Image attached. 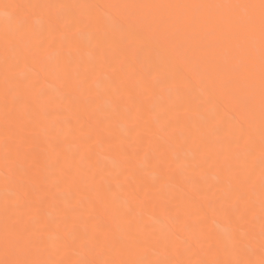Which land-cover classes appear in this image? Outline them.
<instances>
[{
    "label": "bare ground",
    "instance_id": "bare-ground-1",
    "mask_svg": "<svg viewBox=\"0 0 264 264\" xmlns=\"http://www.w3.org/2000/svg\"><path fill=\"white\" fill-rule=\"evenodd\" d=\"M249 2L258 3L259 0H0V234L5 222V188L14 190L18 179H10L7 183L5 180L3 43L12 22L4 4L99 6L57 9L62 22L52 26L46 12L38 11L32 16L40 38L31 41L27 49L21 47L19 54L22 63L26 62L29 67L27 80L35 87L25 90L20 77L10 79L7 100L8 108L22 116L25 123L35 121L28 127L39 139L36 153L41 160V178L59 184L60 207L67 201L69 218L75 211L81 221V234L87 233L89 237L87 242L54 254L52 258L73 262L106 259L118 264L121 260L160 258L155 251L145 252L120 242L126 241L129 231L135 230L138 224H151L153 213L160 215L162 199L168 201L170 208L188 214L196 232L209 237L231 228L225 216L209 210L210 203L220 202L224 196L221 189H226L229 184L233 193L245 197L242 206L247 203L258 218L262 170L258 90L256 131L252 141L244 144L237 126L247 127L245 116L213 83L214 74H210L205 64L191 52L177 57L162 51L154 34L137 23L141 17L175 16L186 10L110 6ZM200 11L206 14L215 10ZM73 22H79V26L72 28ZM156 66H159V72L155 71ZM164 79L167 83H158ZM114 81L126 89L120 98V114H116L114 107L111 88ZM178 91L190 95L184 94L178 99ZM41 92L45 95L40 100L39 115L25 114L21 105L15 103L18 93L34 97ZM68 95L77 101L79 122L72 111H64L63 115H43L44 112L62 111L49 105V98L64 101ZM130 97L135 100V105ZM129 112L130 115H125ZM214 117L224 121L225 131L219 135L213 134L204 123ZM96 121H103L95 131L104 146L92 153L83 144L79 129L83 126L87 132L88 125L95 126ZM138 135L143 136V143L133 147ZM49 141L57 145V150L45 158L41 149L46 148ZM249 150L251 156L247 155ZM124 153H128L127 159ZM145 153L149 154L147 158ZM118 172L134 175L126 180L123 174L117 178ZM196 193L203 195L195 196ZM113 194L118 199L114 200ZM186 195L193 196L204 208L206 218L201 219L195 209H188L184 200ZM129 206L135 208L134 216L128 215ZM41 215L49 222L57 219L52 208L43 210ZM90 219L91 223H87ZM100 223L108 225L111 232L103 245L96 248L90 238L93 226ZM153 227L159 231L160 224ZM253 233L240 256L259 261L264 242L258 219ZM44 238L51 241L50 235ZM218 256L231 258L222 251ZM3 258L0 243V259ZM182 258L209 257H206L205 249L199 257L189 254Z\"/></svg>",
    "mask_w": 264,
    "mask_h": 264
},
{
    "label": "snow or ice",
    "instance_id": "snow-or-ice-1",
    "mask_svg": "<svg viewBox=\"0 0 264 264\" xmlns=\"http://www.w3.org/2000/svg\"><path fill=\"white\" fill-rule=\"evenodd\" d=\"M67 7L93 8L92 5H60V4H4L3 8L12 27L6 32L3 43V58L5 65V174L6 183L10 179H17L14 190L5 188L4 215L5 222L0 234V243L3 245L4 258L0 264H117L112 260H57L52 256L68 250L77 244L87 242L88 234H81L79 215L73 211L71 218L67 211L68 203L64 201V207H60L61 194L59 184L55 181L48 182L46 177L41 178V160L36 153L39 147V139L29 132V124H35L34 120L27 123L22 116H18L8 108L7 85L10 79L20 77V84L25 90L35 87L29 82L26 73L28 64L22 63L19 49H27L31 41L39 39L32 23V16L37 12H46L49 25L62 22V16L57 9ZM125 8H168L184 9L186 11L175 16H146L141 17L137 23L153 33L161 45V50L177 57H183L187 52L198 58L206 66L210 74H214L213 83L222 89L241 110L245 116L247 127L238 125L240 139L244 144H249L256 131L257 90L259 113V138L261 151V200L260 215L257 218L255 212L245 201L243 195H237L231 190V184L226 189H221L224 196L219 203H210L209 210L215 214L223 215L231 225L230 230L219 233L215 237H209L203 232L197 233L194 224L189 222L188 214L179 209L168 206V201L160 204V215L153 213L151 224H138L135 230H130L126 241H121L123 246H133L145 252L155 251L160 258L149 259L147 257L135 260H121L118 264H264V243H262V255L259 261L243 259L240 256L246 246V242L253 237V229L257 222L260 225V237L264 242V0L258 3H230V4H176V5H125L110 6ZM215 10L203 13L200 10ZM66 26H69L66 24ZM77 28L79 22L70 25ZM43 43V41H41ZM258 44V47H257ZM155 71L159 72V66ZM151 74V73H150ZM167 83V80L158 81ZM187 87V86H186ZM114 97L116 114L119 112L120 98L126 89L115 81L111 85ZM184 94L190 95L186 92ZM177 92V97L184 95ZM41 92L37 96H29L18 93L15 103L21 105L25 114H40V100L44 97ZM193 99H195L193 97ZM135 105V100L130 97ZM49 105H54L62 111L52 113L44 112L43 115H63L64 111H72L79 122L80 115L76 111L77 101L71 95L58 101L48 99ZM182 108L183 105H180ZM131 113H125L130 115ZM103 121H96L95 126L89 124V131L85 132L83 126L79 129L82 134V142L89 152L102 150L104 141L95 129L102 125ZM215 135L224 132L222 118L214 117L205 120ZM230 131V129H229ZM246 134V139H245ZM47 136V132H45ZM143 136H137L133 142L143 143ZM239 143V141H237ZM46 155L55 154L57 145L47 143V147L41 149ZM138 156V152L136 153ZM145 153V157H148ZM248 156L252 155L249 150ZM128 158V153H124ZM19 162V165H17ZM151 163L150 160L147 161ZM159 163V162H157ZM194 162V166H195ZM123 174L125 179L133 177L131 172H118L117 178ZM109 191L111 189L109 188ZM196 193L195 196H202ZM114 200L118 196L113 194ZM185 203L189 210L195 209L197 215L204 219L207 212L197 204L193 196H185ZM47 208H52L57 214V219L49 222L41 215ZM128 215H135V208L128 207ZM27 216V219L25 217ZM91 223V219L87 222ZM160 224L159 231L153 225ZM54 225V226H53ZM91 242L99 248L108 239L111 229L108 225L95 224L92 229ZM142 234V236H141ZM51 236V241L45 239ZM206 249V257L184 259L182 257L192 254L199 257ZM228 254L231 258L221 259L220 252Z\"/></svg>",
    "mask_w": 264,
    "mask_h": 264
}]
</instances>
